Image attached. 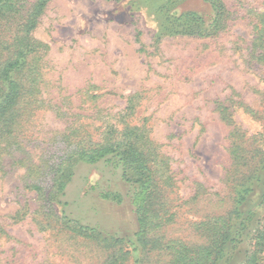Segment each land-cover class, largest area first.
<instances>
[{
	"label": "rangeland",
	"instance_id": "rangeland-1",
	"mask_svg": "<svg viewBox=\"0 0 264 264\" xmlns=\"http://www.w3.org/2000/svg\"><path fill=\"white\" fill-rule=\"evenodd\" d=\"M209 1L0 4V264H264V0Z\"/></svg>",
	"mask_w": 264,
	"mask_h": 264
},
{
	"label": "trees",
	"instance_id": "trees-1",
	"mask_svg": "<svg viewBox=\"0 0 264 264\" xmlns=\"http://www.w3.org/2000/svg\"><path fill=\"white\" fill-rule=\"evenodd\" d=\"M7 0H0V4H3L4 2H6ZM159 2H163V1H167L168 4L167 5H173L177 0H158ZM211 3V6L213 8V10L216 13V17L217 19L214 21L215 26L219 23L220 19L222 18L223 15V11H224V6L223 4L220 3L219 0H210L209 1ZM166 4H164V6H167ZM167 24H165V26H163V29H176V32H179L178 27H181L182 29V33H186V31H190L189 29H191L190 27H192V31L195 30V35H203L206 32H202V26H203V22L202 20H200L199 18H197V15H195L194 13H184L181 16H176V17H167L166 19ZM169 23V26H168ZM191 23V24H190ZM182 25V26H179ZM189 24V25H188ZM180 33V32H179ZM253 180H255V184L259 187L260 191H261V198H263L264 200V167L263 169H261L260 173L258 174V176H256ZM250 184V183H249ZM247 184L248 186L244 187L240 192H239V197H238V201H237V212L238 215H244V213H247L246 210H244L242 207L243 202H246L247 200V196L249 194H251L253 192V188L252 185ZM139 223L142 225L143 223V219L139 218Z\"/></svg>",
	"mask_w": 264,
	"mask_h": 264
}]
</instances>
